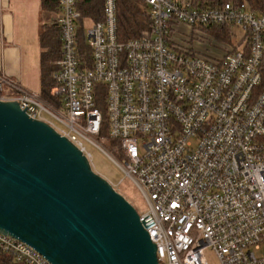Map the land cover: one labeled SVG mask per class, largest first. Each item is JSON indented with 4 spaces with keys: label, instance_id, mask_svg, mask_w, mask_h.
Instances as JSON below:
<instances>
[{
    "label": "built area",
    "instance_id": "1",
    "mask_svg": "<svg viewBox=\"0 0 264 264\" xmlns=\"http://www.w3.org/2000/svg\"><path fill=\"white\" fill-rule=\"evenodd\" d=\"M81 1L58 0L51 101L4 74L0 100L19 101L92 166L88 144L113 160L146 200L159 264H209L208 249L219 264H264V15L247 2L144 0L150 31L122 39L118 0H101L97 20ZM181 23L244 35L223 55H198L172 39ZM0 250L52 264L1 231Z\"/></svg>",
    "mask_w": 264,
    "mask_h": 264
},
{
    "label": "water",
    "instance_id": "2",
    "mask_svg": "<svg viewBox=\"0 0 264 264\" xmlns=\"http://www.w3.org/2000/svg\"><path fill=\"white\" fill-rule=\"evenodd\" d=\"M0 231L52 264H159L135 206L17 100H0Z\"/></svg>",
    "mask_w": 264,
    "mask_h": 264
},
{
    "label": "rangeland",
    "instance_id": "3",
    "mask_svg": "<svg viewBox=\"0 0 264 264\" xmlns=\"http://www.w3.org/2000/svg\"><path fill=\"white\" fill-rule=\"evenodd\" d=\"M22 4L25 5V10L16 13L15 39L24 50L25 68L33 70V72L35 70V73H37L40 69L41 60L40 46L38 44L41 24L47 23L50 25L56 18L57 13L50 10L40 11L37 0H22ZM22 15L25 18L24 21L20 18ZM24 24H26L25 27ZM217 30V34L212 33V30L197 31L193 27L181 23L177 26L176 33H172V39H177L182 46L198 55L219 56L227 53L231 49L232 44H237L244 35L243 29L238 26L232 28L230 32L232 34L231 40L228 37V31L219 28ZM32 87L35 88L34 86ZM107 147L108 149H113L112 146ZM87 149L92 154L94 169L107 178L135 206L140 214L145 213L147 211V203L135 183L131 179L124 177L121 169L105 152L90 144L87 145ZM123 178L124 180L122 181ZM263 250L264 246L258 253ZM206 255L209 264H219L213 250L208 249Z\"/></svg>",
    "mask_w": 264,
    "mask_h": 264
},
{
    "label": "trees",
    "instance_id": "4",
    "mask_svg": "<svg viewBox=\"0 0 264 264\" xmlns=\"http://www.w3.org/2000/svg\"><path fill=\"white\" fill-rule=\"evenodd\" d=\"M199 1L200 5L215 6L221 2L233 1L247 2L250 8L259 15H264V0H195ZM81 8L87 16L93 20H97L102 16L103 3L101 0H83ZM55 11L58 13V0H41V11ZM118 22L119 32L122 39L140 37L146 35L151 29V11L144 0H118ZM42 23L39 34L41 51L40 73L41 86L40 95L47 101H51L50 93L53 87L52 73L55 65L54 61L60 57L61 41L59 29L56 25ZM220 29V28H219ZM224 31H229L228 28ZM212 33L217 34L218 30H213ZM229 37V35H228ZM230 39V38H229ZM262 83L260 88H264V57L261 65ZM0 264H25L16 261L13 255L0 250Z\"/></svg>",
    "mask_w": 264,
    "mask_h": 264
},
{
    "label": "crops",
    "instance_id": "5",
    "mask_svg": "<svg viewBox=\"0 0 264 264\" xmlns=\"http://www.w3.org/2000/svg\"><path fill=\"white\" fill-rule=\"evenodd\" d=\"M41 11V0H37ZM25 5L22 0H0V74L8 76L13 81L19 82L23 87L31 92L40 94L41 73L35 70H27L24 65V50L16 41V20L18 12H23ZM21 20L24 21L22 15ZM28 25V23H27ZM50 25H55L51 22ZM48 24L46 30L51 29ZM26 24H24V27ZM40 28V27H38ZM39 31V29H38ZM41 31V30H40ZM40 34V32H39ZM38 44L39 36H38ZM43 49L40 46V57ZM34 86L35 88H33Z\"/></svg>",
    "mask_w": 264,
    "mask_h": 264
}]
</instances>
